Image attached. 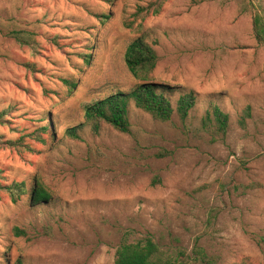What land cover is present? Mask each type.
<instances>
[{
	"label": "rangeland",
	"instance_id": "rangeland-1",
	"mask_svg": "<svg viewBox=\"0 0 264 264\" xmlns=\"http://www.w3.org/2000/svg\"><path fill=\"white\" fill-rule=\"evenodd\" d=\"M157 1L0 0V141L22 138L0 145V184L26 190L16 203L0 191V264H113L122 240L146 237L184 261L199 247L217 264H264V0H164L133 16ZM138 37L158 56L149 82L196 104L160 122L131 103L129 133H94L84 106L142 83L124 61ZM211 106L224 135L203 124ZM81 124L79 140L65 135ZM34 186L48 202L32 205Z\"/></svg>",
	"mask_w": 264,
	"mask_h": 264
},
{
	"label": "trees",
	"instance_id": "trees-1",
	"mask_svg": "<svg viewBox=\"0 0 264 264\" xmlns=\"http://www.w3.org/2000/svg\"><path fill=\"white\" fill-rule=\"evenodd\" d=\"M164 0H159L146 7H137L134 17L157 14L160 10ZM99 18L107 20L109 15H102ZM256 38L258 41L264 42V31L257 29ZM132 23H125V26L130 28ZM8 37L12 38L15 43L20 46H28L32 44L31 34L21 30H11L6 33ZM125 65L130 74L142 81L131 91L117 92L104 99L84 106L85 125H89L94 133H97L100 124H106L120 133L130 132V123L128 119L129 105L132 103L135 108L149 114L155 120L160 122L170 121L173 114H176L180 120H185L190 111L196 104V95L192 91L179 94L172 104L170 98L175 93H180L182 89L179 87H172L165 84L149 82V74L155 68L158 62V56L155 50L149 45L143 37L135 38L126 48L124 54ZM28 70L31 66L25 65ZM65 86L70 90L76 87V84L69 80H62ZM247 109V115H248ZM6 111L0 112V125L7 123L4 120ZM245 118H242L240 123L244 124ZM203 124H208L213 127L217 134L224 135L228 128V115L223 113L218 107L211 106L205 113ZM83 124L68 128L65 130V135L73 140H79V130ZM47 131V127H40L37 129L36 140L42 141L41 134ZM34 133L27 136H33ZM1 139V138H0ZM22 141L20 138L18 142ZM16 142L6 141L1 142L0 145H7L10 147L17 146ZM0 191H5L11 202H18L23 195H25V186L23 182H13L9 185H1ZM50 199L48 193L40 187L34 186L30 194V202L32 205L48 202ZM15 237H24L26 232L15 228L13 230ZM193 255L187 261L181 260L179 257H171L161 251L160 247L151 237H146L135 242H128L122 240L115 251L113 264H217L216 260L207 255L203 249L195 247ZM17 264H21L18 260Z\"/></svg>",
	"mask_w": 264,
	"mask_h": 264
}]
</instances>
